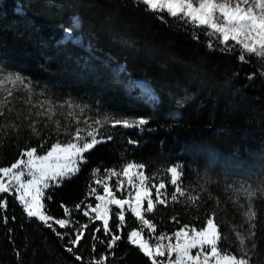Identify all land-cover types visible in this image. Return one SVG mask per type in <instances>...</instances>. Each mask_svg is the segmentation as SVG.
Masks as SVG:
<instances>
[{
    "label": "trees",
    "instance_id": "16d2710c",
    "mask_svg": "<svg viewBox=\"0 0 264 264\" xmlns=\"http://www.w3.org/2000/svg\"><path fill=\"white\" fill-rule=\"evenodd\" d=\"M144 7L133 0H0V68H15L24 77L29 76L35 93L48 92L42 89L40 78L45 71H57L60 52H70L77 70L106 90L117 78L147 80L159 96V101L152 103L119 94L110 101H101V107L88 98L84 100L92 114L104 117L110 112L123 113L128 118H146L149 123L143 129L112 127L113 133L103 137L104 143L85 153L87 162L75 175L46 190L45 212L72 221L68 228L54 225L58 232L69 233L63 239L41 221L29 218L14 193H0V203H6L0 208V264H87L102 254H108L107 264H151L127 242V233L141 227L130 212H125L121 230L115 228L118 218L113 215L109 221L113 231L122 237L113 250L115 258L106 248L110 236L104 235L102 221H90L83 215L89 204L97 203L89 195L95 184L93 171L100 169L99 175H104L105 170H120L128 162L143 163L147 174L165 180L168 167L183 165L184 186L202 197L198 210L182 203L160 206L153 217L157 233L171 234L182 224L199 228L214 210L217 218L224 221L225 231L242 222L240 211L228 201L231 195L220 180L204 173L203 158L193 149L210 148L241 160L255 157L264 164V76L260 75L264 63L254 57L242 62L238 49L222 51L223 46L204 35L202 29L198 30L199 39H193L190 26L177 23L167 13L162 14L167 20L164 23L155 14L145 12ZM74 17L80 24L74 28L72 40L58 43ZM210 40L214 48L208 47ZM50 85L53 86L48 82ZM77 88L64 87L62 94H48L57 104L64 102L67 92L74 102H79L81 93ZM14 104L23 115L18 118L13 112L7 119L19 124L20 130L15 132L9 127L0 132V167L11 166L28 148L35 147L43 155L57 140L70 139L63 131L58 135L54 124L44 127L48 123L44 117L38 118L40 135H33L28 129L30 121L24 120L28 114L26 105L20 99ZM57 112L64 110L58 108ZM62 116L58 114L55 119ZM4 120L0 117V123ZM201 185L207 191H201ZM209 194L213 199H208ZM78 204L80 209L76 208ZM254 204L257 248L253 264H258L264 262V197L258 195ZM62 205L72 210L70 217L65 216ZM118 211L113 207V214ZM173 216L178 222L171 219ZM81 224H88V228L75 247L82 257L78 261L66 249L72 247L69 238H74V229ZM92 235L105 243L92 240ZM234 241L233 236L228 242L233 252Z\"/></svg>",
    "mask_w": 264,
    "mask_h": 264
},
{
    "label": "snow or ice",
    "instance_id": "6c2138e0",
    "mask_svg": "<svg viewBox=\"0 0 264 264\" xmlns=\"http://www.w3.org/2000/svg\"><path fill=\"white\" fill-rule=\"evenodd\" d=\"M133 2L136 5H144L145 12L155 14V18L164 23H167V20L162 14L167 13V16L177 23L190 26L193 39H199L198 30L202 29L204 35L212 37L223 46L222 51L231 52L238 49L242 62H248L247 57H254L264 63V0H133ZM79 24V18L74 17L71 25L65 29V37L71 39L74 28ZM208 47H215L211 40ZM260 75L264 76V71H261ZM20 92L27 94L26 99L16 95ZM33 95L30 79L18 73L5 74L0 68V117L5 118L0 123V132L9 127L19 132L20 125L8 120L7 116L13 112L17 113L18 118L23 115L14 104L16 99H20L26 105L28 114L24 115V120L30 121L28 129L33 135H40L38 118L44 117L48 122L44 127L54 124L58 135L63 131L70 139L67 142L57 140L44 155L38 154L35 147L28 148L22 152V158L11 166L0 167V177L7 179V182L0 179V193L14 191L16 199L29 218L41 221L63 239L69 233L58 232L54 225L61 229L68 228L72 221L54 218L45 212L46 190L53 184L59 185L64 179H70L75 175L80 170V165L87 162L85 153L105 142L100 136L101 128L110 125L113 128L120 126L126 129H143L149 121L146 118H116L111 114H105L103 118L83 120V124L87 126L84 134L85 129L80 127L82 121L79 117L83 116L87 105L75 104L70 99L60 104L51 99L34 101ZM58 108L67 111L58 113ZM34 109L36 111H33ZM58 114L69 118V123L62 126L61 121L55 119ZM33 116L37 119H33ZM107 139L110 140L111 136ZM145 168L146 165L143 163L128 162L120 170L115 168L105 170L103 177L99 175L100 169L93 171L94 183L103 188V194H99L96 187L90 188L89 195L94 196L97 203L94 207L89 204L87 206L89 210L83 211V215L89 217L90 221H102L104 235L110 236L106 248L113 258H115L113 250L118 247V241L122 237L113 231L109 221L114 215L119 221L115 228L123 229L127 211L141 226L127 233V242L137 248L151 264H253L257 248L255 240L257 210L254 201L258 195L264 197V179L255 187L243 179L226 186L225 190L232 193L228 201L240 211L242 222L239 225H230L225 231L224 221L217 218L214 210L210 216L205 217V223L199 228L182 224L171 234L163 231L157 233L153 217L161 210L160 206L168 208L182 203L198 210L202 197L195 190H189L184 186L183 165L168 167L167 180L147 174ZM113 177L116 178L115 184L110 183ZM169 186L172 191H169ZM201 191H207L204 185H201ZM117 192L122 194L117 197ZM208 199H213V196L209 194ZM216 205L219 207V199H216ZM112 206L119 211L113 214ZM4 207L6 203H0V208ZM62 207L65 216L70 217L72 210L67 206ZM76 208L80 209V205H76ZM90 212L95 213V216H91ZM171 219L178 222L175 216ZM87 228L88 224H81L74 229V238H69L72 247L66 250L72 252L78 261L82 257L75 252V247L84 238ZM95 231L99 232L100 229L97 228ZM233 236L235 252L231 250L233 245L228 243ZM91 238L105 243L96 235H92ZM92 251H96L95 244L92 245ZM108 258V254H102L90 259L87 264H107Z\"/></svg>",
    "mask_w": 264,
    "mask_h": 264
},
{
    "label": "rangeland",
    "instance_id": "374dc122",
    "mask_svg": "<svg viewBox=\"0 0 264 264\" xmlns=\"http://www.w3.org/2000/svg\"><path fill=\"white\" fill-rule=\"evenodd\" d=\"M72 37V34H71ZM81 37H78L77 39L80 41ZM69 40V38L64 37L62 41L58 42L61 44H66ZM49 50V49H48ZM69 51V49H66ZM51 53V51L49 50ZM59 52V50L57 51ZM56 52V53H57ZM59 54V60L57 64V71L55 73H49L45 71V76L41 77L40 80L42 82V86L47 89L46 92L38 91L33 95L34 101H40L44 99H51L48 93L52 92L53 94H62V88L64 87H70L71 89L74 86H77V92L81 93V99L79 102H74L72 97H69V92L67 94L65 93L66 100H72L75 104H79L81 106L88 105L87 102H84L86 98L89 99V101L95 102L99 107H101L102 103L101 101H110L114 97H116L119 94H125L128 98H142L149 102H158L159 96L155 93L153 87L147 80H124L123 78H117L115 80V83L110 86L108 90L105 89L104 86H100L96 84L94 81H89L86 79V76L83 75L79 70H77L76 66L72 64V55L70 52L68 54ZM3 67V65H1ZM3 69V68H2ZM3 72L5 74L7 73H13V74H21L18 72V69L10 68L7 71L5 68L3 69ZM22 75V74H21ZM23 76V75H22ZM24 77V76H23ZM25 78L30 79L29 76H25ZM48 82L53 84V86H48ZM80 87V88H79ZM43 93V95H40ZM26 93L20 92L17 94L18 96H27L24 95ZM52 100V99H51ZM64 113L67 111V109H63ZM77 114H79V109L76 110ZM109 114L115 116L116 118L124 117L125 114L118 113L115 115V113L110 112ZM82 123L80 124V127L82 129L87 130V126L83 124V120L87 118H103L101 114H92L91 111L88 110V108L85 109V112L83 116L79 117ZM60 121L62 124L69 123V118H67L65 115L60 117ZM91 122V121H90ZM75 129V125H72V130ZM113 133V129L110 125H106L104 128L100 129V136L103 138L104 136ZM193 151H198L197 154H201L203 163L201 164L203 167L204 173L213 175L216 179L220 180L223 184V186L226 189V186L228 184H232L234 181H239L241 179L249 181L254 187L259 184L261 179H264V164H261V159L251 157L247 160H241L236 157L222 154L216 150L210 149V148H196L193 149ZM46 154V153H45ZM44 155V154H43ZM103 177L104 175H100ZM0 179H4L5 182H7V179L4 177H0ZM116 178L113 177L110 180L111 184H115ZM62 183V182H61ZM60 183V184H61ZM56 185V184H53ZM126 186V182H125ZM94 187L97 188V192L99 193V189H101L103 194V188L100 185L94 184ZM230 195H232L231 191H227ZM11 193H14L11 192ZM15 194V193H14ZM100 194V193H99ZM122 193L117 192L116 195L119 197ZM16 195V194H15ZM94 197V196H92ZM20 203V202H19ZM146 206V205H145ZM23 207V206H22ZM94 207V206H93ZM115 207V206H112ZM87 210L88 207H87ZM91 216H95V213H91Z\"/></svg>",
    "mask_w": 264,
    "mask_h": 264
},
{
    "label": "bare ground",
    "instance_id": "6f19581e",
    "mask_svg": "<svg viewBox=\"0 0 264 264\" xmlns=\"http://www.w3.org/2000/svg\"><path fill=\"white\" fill-rule=\"evenodd\" d=\"M81 39V38H80Z\"/></svg>",
    "mask_w": 264,
    "mask_h": 264
}]
</instances>
